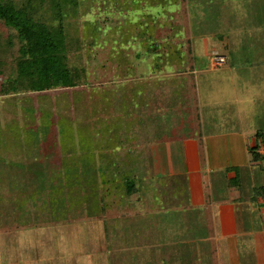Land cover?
Instances as JSON below:
<instances>
[{"label":"rangeland","instance_id":"1","mask_svg":"<svg viewBox=\"0 0 264 264\" xmlns=\"http://www.w3.org/2000/svg\"><path fill=\"white\" fill-rule=\"evenodd\" d=\"M75 1L76 6L70 0L64 6L66 63L71 69H85L86 83L0 95V264H151L142 258L144 253L126 259L111 252L106 239L109 219L123 212L158 211L168 216L170 233L184 236L190 228L182 223L187 215L181 204L190 191L204 187L203 177L214 200L229 198L226 173L233 165L239 167L244 189L264 186V169L252 163L251 154L255 145L264 152V0ZM49 3L0 0L6 7L31 8L35 21L57 26ZM166 12H176V17ZM154 13L160 18L148 22L145 15ZM20 47L16 31L0 20V88L5 79L17 77ZM213 54L224 56L225 63L213 68ZM125 88L134 97L142 91L141 99L129 98L134 102L129 113L135 114L136 105L146 108L144 112L155 109L151 125L118 126L114 121L117 126H106L103 114L99 120L106 94L121 95ZM145 91L163 94L152 98ZM94 108L100 109L98 116ZM61 117L73 123L71 133L68 126L65 135L56 126ZM50 120L55 126H49ZM97 120L101 125L86 126ZM138 127L155 142L173 145L171 159L178 176L161 173L155 146L141 148L146 154L134 156L139 148L129 144L136 142ZM125 134L133 137L122 139ZM3 140L20 146L16 143L13 153L8 152ZM106 151L120 159L115 152L129 151L127 162L107 160ZM75 158H85L101 172L99 184L110 170L127 171L114 181L129 177L138 194L132 200L110 195L106 216L99 218L88 214L78 198L73 206L64 203L69 209L53 206L49 182L64 176L68 171L63 163ZM18 163L22 166L10 173V166ZM68 190L63 186L56 195L63 199Z\"/></svg>","mask_w":264,"mask_h":264},{"label":"crops","instance_id":"2","mask_svg":"<svg viewBox=\"0 0 264 264\" xmlns=\"http://www.w3.org/2000/svg\"><path fill=\"white\" fill-rule=\"evenodd\" d=\"M151 2L153 4L156 1L152 0ZM166 13L169 17L175 13L176 17V12ZM146 16L152 19L160 18L155 13ZM160 23H162L161 20ZM156 50L159 51L158 48ZM130 90L132 89L130 88ZM141 94L142 91H138L134 97L132 93L126 91V88L122 90L121 95H116V92H111L110 95L107 93L102 109L94 108L93 114L98 116L97 111L100 110L98 118L101 120L103 114L106 126H117V124L113 125L114 121H118V126H149L154 122L155 109L152 112H144L146 108L143 110L141 105H136L134 107L135 114L129 113L132 110V104H134V102L132 104L128 102L129 98L141 99ZM144 94H151L152 98H155L163 93L161 91H145ZM2 96L6 97V95ZM148 105L151 107L149 103ZM144 115L150 122H146ZM129 120L133 123L132 125L129 124ZM83 124L86 125V123ZM95 125H101L100 121L88 123L86 126ZM137 132L136 142L129 144L131 147L139 148V150H134L136 153L134 156L146 154L141 148L155 146L158 152L157 157H160L157 162L161 164V173L167 177L178 176L175 162L171 159L173 145L155 142L151 136L143 134V129H139V127ZM126 135L128 139L133 137V134H125L122 139L126 138ZM16 143L19 147L18 142L3 140L1 146L8 147V152L13 153V146ZM21 143L22 147L25 146V142ZM21 150L23 151V149ZM113 152L111 150V153ZM120 152L115 153L116 156L123 157L122 159L109 157L108 151L105 152V156H108L107 160L111 162H127L125 156L129 155V151ZM151 153L153 154L155 151H150ZM22 155L24 156V153H21L20 157H23ZM92 168H94L93 165L92 167L89 165L88 171L94 173L92 177L99 179L100 171H94ZM228 168L229 171L226 174L229 177L226 178V183L229 189L225 190L228 199L217 197L219 200H214L208 185L210 182L207 183L208 179L203 177L202 185L204 187L190 191L187 194L188 199L182 201L181 208L187 215L182 223L186 225L185 229L190 228V231L184 236L177 234L175 237L174 233H170L169 221L166 225L168 216L164 213L158 211L145 214L123 212L116 217L113 216L114 219H109L107 222L106 239L111 252L119 253L122 257L127 256L126 259L132 254L144 253L142 258L151 264H264V189H262L264 186L254 187L247 191L243 188L241 173L236 171L239 167L233 165ZM13 169L8 171L14 173ZM217 170H221V168ZM116 171L110 170L111 174L106 177L113 178ZM121 171L119 170V172ZM137 194L136 189V192L129 197L124 198L122 195L119 199L132 200ZM106 213L107 209L102 217H105Z\"/></svg>","mask_w":264,"mask_h":264},{"label":"trees","instance_id":"3","mask_svg":"<svg viewBox=\"0 0 264 264\" xmlns=\"http://www.w3.org/2000/svg\"><path fill=\"white\" fill-rule=\"evenodd\" d=\"M68 1L69 0H50L49 6L55 14L53 17L57 20V26L35 21L31 15V12L34 10H31V8L19 7L14 9L0 4V20L4 22L6 27H11L15 30L21 41V47L17 59V77L7 81L5 79L4 82H2L0 95L7 96L9 95L7 92H17L22 88H25L26 92L39 93L55 89L76 88L86 83V70L75 67L71 69L66 63L68 44L66 41V31L63 28V21L67 17L66 15L68 12L66 8L64 9V6H66ZM70 3L76 6L75 0H70ZM146 20L149 22L152 21V18L146 16ZM146 28L150 27L146 26ZM87 30H91L89 23L87 24ZM95 30L98 31V27L95 28ZM145 35L146 34L143 36ZM140 36L142 37V35ZM60 121L63 125H61ZM49 123V126H55V123L52 120H50ZM56 123V126L60 128L62 134L65 135L72 132L73 123L71 125L67 118L61 117ZM64 126L65 128L68 126L70 131L68 132L65 130L64 132ZM262 136H264V134H262ZM259 138L260 134H257L256 139ZM71 147L74 148L75 146L72 145ZM68 148L69 151H72L70 147ZM260 148V145H255L252 149V162L255 164H261V167L264 169V152H261ZM72 161L75 163H63L62 167L68 172H66L64 176L60 175L55 177L53 180L57 181L55 186L52 185L53 181L49 182L50 186H53L51 192L55 194L52 202L53 206L54 204H57L60 209H65L68 207L67 205L72 204L73 206V199L78 198L80 205H83L84 209H88V214L93 213V216L99 218L104 216L106 212V199L109 198L110 195H115L118 198L123 195L125 198L136 192L134 181L129 177H124L125 175L121 182L115 183L114 180L119 177H116L115 175L121 173L119 170H115L116 173H114L113 178H107L105 176L106 179H101L102 183L99 184V181H97L98 178L92 177L94 173L90 174L88 171L89 165H91L90 162L85 158H75ZM87 164H89L88 167ZM19 166H22V164L18 163L16 167L10 166V169ZM68 166L73 168L67 169ZM73 170H75V172H73ZM123 173L128 172L124 171ZM104 183L106 184L104 185ZM63 186L70 190L67 191V193L69 192L67 197L59 199L56 195L58 193L57 190L63 188Z\"/></svg>","mask_w":264,"mask_h":264},{"label":"built area","instance_id":"4","mask_svg":"<svg viewBox=\"0 0 264 264\" xmlns=\"http://www.w3.org/2000/svg\"><path fill=\"white\" fill-rule=\"evenodd\" d=\"M225 63V59L219 55L213 54L211 55V66L220 67Z\"/></svg>","mask_w":264,"mask_h":264}]
</instances>
